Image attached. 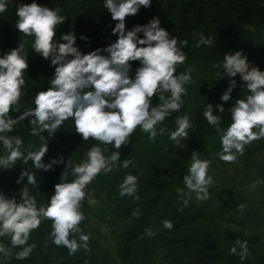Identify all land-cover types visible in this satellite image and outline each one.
<instances>
[{
  "label": "clouds",
  "instance_id": "1",
  "mask_svg": "<svg viewBox=\"0 0 264 264\" xmlns=\"http://www.w3.org/2000/svg\"><path fill=\"white\" fill-rule=\"evenodd\" d=\"M8 3L9 0H0V14L7 10ZM151 4L152 0H103V7L117 21L112 34L118 39L87 54L77 45L75 31L56 38L58 26L66 20L60 14V8L41 5L38 0L17 7L15 28L25 37H34L31 49L50 61L54 75L49 81L51 87L36 94L35 108L14 118L10 113L19 110L26 85L24 73L29 67L28 56L24 54L26 41L21 39L17 47L0 55V145L5 153L0 155V170L12 169L18 161L24 165L31 161L34 169L44 171L63 164V157L53 158L50 162L43 158L48 152L49 139L69 118L74 121L76 132L83 140L93 138L117 151L106 156L104 153L108 149L96 145L87 151L82 162L73 164L69 159L46 206H38L36 196L30 193L28 186H37L38 182L36 173L27 167L17 179L19 184L27 178V183L20 190L19 201L0 192V238H11L10 247L0 243V264H8L13 256L18 260L30 257L36 245L28 241L32 232L45 220L52 221L50 237L53 244L66 247L70 254L81 248L87 249L89 235L80 227L84 220L80 209L86 195L90 206L96 203L92 193H86L87 187L99 174H107L120 167L128 169L133 164L130 159H124L121 164L118 150L130 143L129 137L137 127L155 141L157 125L183 107L184 98L188 95L185 85L192 83V74L191 69L177 74V67L187 58L182 51L187 41L178 42L176 37L170 36L169 31L161 27L159 17L126 29V17L136 15L141 7L148 8ZM80 39L87 37L81 35ZM213 44L212 37L201 35L196 46ZM133 61L139 62L134 75L131 74ZM214 67L222 68L221 75L230 78L229 87L221 95L222 101L227 102L232 97L237 75L246 93L230 108L231 123L226 129L221 128L222 117L215 111L218 109L223 113V104H216L214 109L213 104L207 103L203 112L205 120L220 135V160L232 163L243 155L246 145L264 139V71L253 67L241 51L225 54L222 65ZM154 96L160 101L155 106L152 103ZM29 117L31 135L40 137V146L35 150L26 149L25 155L22 151L24 138L6 133H11L14 126ZM175 124L176 130L170 133L169 139L180 144L181 140L189 137L193 124L188 114L177 116ZM164 132V128L159 129L160 135ZM41 133H48V136ZM208 169L209 161L201 160L198 152H194L188 173L183 177L187 192L177 190L185 206L191 201L192 193H195L197 201L209 198V188L214 179L208 174ZM69 176L74 179L69 181ZM137 188V175L127 174L118 186L119 195L139 200ZM240 208L243 211L244 206ZM162 225L169 230L173 227L169 220H163ZM146 231L149 236L154 234L151 229ZM237 245L241 249L239 256L244 259L249 254L247 242L237 241ZM17 247L20 250L13 252ZM230 252L237 254V247L233 246Z\"/></svg>",
  "mask_w": 264,
  "mask_h": 264
},
{
  "label": "trees",
  "instance_id": "2",
  "mask_svg": "<svg viewBox=\"0 0 264 264\" xmlns=\"http://www.w3.org/2000/svg\"><path fill=\"white\" fill-rule=\"evenodd\" d=\"M31 2L32 0H9L7 10L0 14V55L17 47L23 39L26 41L24 54L28 56L29 63L24 73L26 85L19 101V110L10 113L14 118L30 108H35L36 94L51 87L49 81L54 75V67L50 66V61L31 49L34 37H25L15 28V22L18 19L17 7L22 3L30 4ZM38 3L53 9H61L60 14L64 15L66 20L58 26L56 38L58 39L63 33L75 31L77 45L85 54L107 47L118 39V36L112 34V28L117 21H114L111 13L103 7V0H38ZM226 8L229 12H224ZM154 17H159L161 27L168 30L170 36L176 37L178 42L187 41V45L182 49L187 58L182 65H178L177 74L191 69L192 83L185 85L188 95L184 98L183 107L179 112L173 113L162 124L157 125L158 135L155 141L150 140L148 134L137 127L129 137L130 143L121 146L118 150L121 153V164L124 159L132 160L133 164L128 169L120 167L110 173L99 174L87 187L86 193L90 191L92 196H96L101 189L108 188L110 198L116 202V217L121 220H130V224L121 235L123 247L119 257L123 264H153L155 255L160 250L165 251V255L159 264H245L246 260L241 259L239 252L219 257L220 246L217 245L216 252L211 254L207 251L210 246L194 244L190 234H181L174 226L170 230L165 229L162 221L170 218L168 212H157L159 207L157 203L164 201L167 196L162 193L165 186L161 178L163 173L169 171L166 167L171 162H168L165 156L166 145L171 141L170 133L176 130L177 116L188 114L192 121L193 128L189 130V137L186 140L202 139L216 132L203 116L207 103L213 104L214 109L216 104H223L225 108L223 113H219L218 109L215 111L222 117L221 128L226 129L231 123L230 108L236 99L243 98L246 94L244 92L236 96L237 91L244 89L243 82L237 75L235 77L237 86L232 92V97L227 102L222 101L221 95L229 87L230 78L220 74L221 76L216 80L211 79V74H207L211 67L223 72L222 68L214 66L222 65L225 54L241 51L248 57L253 67L264 71V0H152L151 7H141L136 15L126 17V29L147 24ZM81 35L87 39H80ZM201 35L206 38L212 37L214 44L197 47ZM132 65L131 74L134 75L139 62L133 61ZM200 65H207L209 69L203 71V68H199ZM164 95L167 96L170 93ZM152 103L153 106L160 103L158 97L154 96ZM30 119V117L26 118L14 126L11 133H6L9 136L19 135L24 138L22 151L29 148L35 150L40 146V137L31 135ZM160 128L165 129L163 135L159 134ZM41 135L48 136V133H41ZM96 145L102 149H108L104 153L106 156L111 155L112 151H117L112 149L111 145H103L93 138L83 140L82 136L76 132L74 121L69 118L49 139L48 152L43 158L45 162H50L53 158L63 157L64 163L56 164L51 170L44 171L34 169L31 161L28 165L18 161L14 168L0 170V192L9 198L15 197L19 201L20 190L27 183V178L25 177V180L19 184L17 179L27 167L36 173L38 182L37 186H28L30 193L36 196L38 206L40 204L46 206L54 193L55 184L60 182L68 160L70 159L73 164L82 162L86 159L87 151ZM4 154V149L0 145V155ZM256 172L261 179H264V157L257 165ZM187 173V168H177V174L173 176L177 179L174 182L185 186L183 177ZM127 174L138 177L139 200L119 195L118 186L123 183ZM68 179L70 181L74 177L69 176ZM191 197L188 205H192L202 219L214 223L217 228L221 227L223 220L206 210L197 208L194 193ZM88 207L86 195L80 209L84 214L80 227L87 235H89V221L84 212ZM137 211L138 214H134ZM148 229H151L154 234L147 235ZM51 231L52 221H42L39 228L32 232L28 241L29 244L36 245L30 257L18 260L13 256L8 264H107L109 262V252L90 236L87 249L81 248L75 254H70L66 247L52 243ZM237 239L241 237L237 236ZM246 239L264 250V242L257 235L246 237ZM0 243L10 247L11 238L2 237ZM19 250L20 248L17 247L13 249V252ZM251 250L254 259L252 264H264V253L261 254L255 249ZM221 259H224L223 263Z\"/></svg>",
  "mask_w": 264,
  "mask_h": 264
},
{
  "label": "rangeland",
  "instance_id": "3",
  "mask_svg": "<svg viewBox=\"0 0 264 264\" xmlns=\"http://www.w3.org/2000/svg\"><path fill=\"white\" fill-rule=\"evenodd\" d=\"M224 12H229V9L226 8ZM199 68H203V71L209 69L207 65H200ZM216 71L211 67L207 74H211V79L216 80L222 73ZM244 92L245 89L237 91L236 96ZM221 150V139L217 132L194 141L183 139L180 144L171 140L166 145L165 153L168 162H171L166 167L169 171L163 173L161 178L165 186L162 193L167 196L164 201L157 203L159 204L157 212H168L169 221L174 228H178L177 232L190 234L194 244L210 246L207 251L211 254L216 252L217 245L220 246L219 257L230 255L233 246H236L237 252H240L237 241H246L249 254L245 257V264H252L254 259L251 249L264 253L262 248L246 239L257 235L264 242V179H261L256 172L257 165L264 157V139L246 145L243 155H239L232 163L220 160L218 154ZM194 152H198L201 160L209 161L208 174L214 179V184L209 188V198L197 201L194 197L195 206L223 220L219 228L214 223L202 219L192 205L185 206L183 199L177 193L178 189L187 191L185 186L174 182L177 178L173 176L177 174V168L188 169ZM92 199L96 201L95 205H89L84 212L89 221L88 234L109 252L107 264H123L119 257L123 247L121 235L130 224V220L116 217V202L110 198L108 188L101 189L99 194L92 196ZM241 205L244 206L243 211ZM237 236L241 239H237ZM164 255L165 251H158L153 264H159ZM223 260L221 259L222 263Z\"/></svg>",
  "mask_w": 264,
  "mask_h": 264
}]
</instances>
